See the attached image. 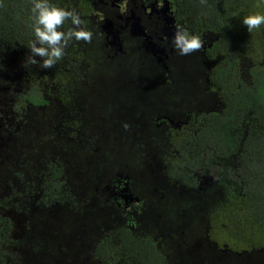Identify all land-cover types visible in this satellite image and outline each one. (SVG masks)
<instances>
[{
    "label": "trees",
    "instance_id": "16d2710c",
    "mask_svg": "<svg viewBox=\"0 0 264 264\" xmlns=\"http://www.w3.org/2000/svg\"><path fill=\"white\" fill-rule=\"evenodd\" d=\"M166 1L196 36L216 39L211 71L204 63L192 68L194 76L203 82L200 73H210L208 85L218 96L225 88L254 94L247 118L233 116L241 109L238 100L230 114L198 116L188 135L203 144L202 155L194 157L201 162L189 168L190 156L181 153L167 175L176 206L158 204L155 189L164 182L155 180L160 174L145 157L147 147L130 137L131 128L156 112L142 117L133 92L173 85L197 89L199 81H190L174 62L168 79L169 73L143 68L144 61L108 58L96 35L95 0H49L79 13L93 36L91 43L73 39L54 68L41 69L28 62L35 39L33 0H0V264H166L158 242L140 236L134 223L154 219L152 225L177 226L166 227L174 237L183 223L201 222L198 210H219L211 196L216 202L242 195L254 203L255 196L264 200V28L250 33L245 27V35L236 28L255 0ZM71 27L68 20L60 30ZM242 61L255 63V90L244 80L232 82ZM151 171L156 178L148 180ZM127 175L147 200L132 212L111 192ZM187 205L190 210L183 211Z\"/></svg>",
    "mask_w": 264,
    "mask_h": 264
},
{
    "label": "flooded vegetation",
    "instance_id": "af4514ba",
    "mask_svg": "<svg viewBox=\"0 0 264 264\" xmlns=\"http://www.w3.org/2000/svg\"><path fill=\"white\" fill-rule=\"evenodd\" d=\"M94 4L98 12L94 18L96 35L98 34L104 42L108 58L112 57L119 62L123 59H128L126 62L144 61L143 68L161 71L163 76L164 73H169L168 79L172 78L169 63L173 62L177 63L176 65H179L186 74L191 75L192 82L199 81L197 75L194 76L193 67L202 69L205 63V68L211 71V65L208 63L213 58L216 39L207 35L199 36L204 42L202 50L191 55H179L172 45L176 26H182L191 35L195 33L178 19L172 5L167 4L166 0H95ZM94 23L90 26V30ZM184 57H187L185 61H183ZM243 62L240 64L241 69L238 70L239 75L232 77V82L239 84L240 80H244L246 84L252 85L251 89L255 90V63ZM207 75L205 78V74L200 73L203 82L199 81L197 89L173 85L158 90L139 87L136 93L133 92L142 117L146 116L147 111H156L155 116L150 120H142L136 127L131 128L130 137L132 141H140L147 147V156L146 149L144 151L145 157L152 159L153 163L151 162L150 167L153 165L160 174V177L156 178V174L151 171V178L147 179L156 178V181L161 179L164 182H157L158 187L155 189L159 205L165 206L170 203L177 205L174 201L177 200L173 191L174 185L171 186L167 181L169 179L167 175L174 171L178 163L177 156L181 153L188 154L189 168L194 170L195 164L201 162H196L194 157L202 155L203 144L200 141L197 143L195 140H190L188 135L198 123V116L204 117L211 114V111L212 113L218 111L221 116L230 114L233 103L238 100L241 109L235 110L233 116H238L240 119L247 118V104L254 94L249 96L248 89L244 91L241 88V92L237 93L225 88L221 89L218 96L211 90V85H208L210 73ZM173 82L175 84V81ZM115 91L120 89L114 90L111 97L114 96ZM216 103L219 107H215ZM205 121L204 118L203 122ZM129 159L132 164L131 154ZM130 180V175H127L124 181L118 179L111 192L116 202L119 204L123 202L126 211L132 212L145 206L147 200L142 197L143 192H140L136 185L131 184ZM257 199L259 201H256ZM209 200L219 205V210L211 213L198 210L199 213L195 216L198 217L197 221L201 220V222H196L192 226L183 223V232L181 231V234L176 232L178 235L174 233V237L167 234L166 227L170 229L171 226L174 230L175 228L178 230L177 226L164 223L152 225L156 222L154 219H150V222L146 221L143 225H140L141 221H137L134 223V230L140 236L151 237L158 242L157 247L161 250L166 264H255L258 259L264 263V243L257 245V242L253 248L238 249L237 247L240 240H243L241 226L264 230V200L255 196L254 203L245 195L235 202L228 201L225 197H220L216 202L217 198L213 196L209 197ZM210 201H207L208 205L211 204ZM186 208L188 209L183 211H188L191 207L187 205ZM227 209L230 212L231 228H233L231 235L227 237L236 239L231 245L218 240L213 234L215 216L219 211L223 214ZM206 216H209L210 220L204 219ZM204 221L207 222V226L203 225ZM152 226L158 227L159 231L153 230Z\"/></svg>",
    "mask_w": 264,
    "mask_h": 264
},
{
    "label": "clouds",
    "instance_id": "9594fccd",
    "mask_svg": "<svg viewBox=\"0 0 264 264\" xmlns=\"http://www.w3.org/2000/svg\"><path fill=\"white\" fill-rule=\"evenodd\" d=\"M207 0H201L206 5ZM35 39L30 45L31 55L28 62L39 65L41 69H52L57 61L65 55V49L71 41L92 42L93 34L82 25L84 21L75 10H65L51 4L49 0H33L31 9ZM71 20L73 27L67 32L61 31L66 21ZM243 24L251 33L264 24V15H249L243 18ZM172 45L179 55H191L204 48V42L199 36L191 35L180 25L172 38ZM36 57L43 58L41 63Z\"/></svg>",
    "mask_w": 264,
    "mask_h": 264
},
{
    "label": "rangeland",
    "instance_id": "374dc122",
    "mask_svg": "<svg viewBox=\"0 0 264 264\" xmlns=\"http://www.w3.org/2000/svg\"><path fill=\"white\" fill-rule=\"evenodd\" d=\"M258 1V2H257ZM255 6H259L258 8H253ZM252 6V8L248 9L246 16L249 15H264V0H255V4ZM246 26L243 24V18L239 20L238 25L236 26L237 30L241 33V35H245L244 28ZM260 29L264 28V24H262ZM258 29V28H257ZM21 171H26L25 169H22ZM27 174V173H26ZM151 176V174H149ZM214 213V212H213ZM231 220H230V212L229 210H225L222 214L221 211H219L218 215L215 216V226L213 228V234L215 237L220 240L224 241L228 244H233L236 242V239L227 237L231 235V232L233 228H231ZM241 231L243 235V240H240V242L237 244L238 249H246V248H253L255 247V244H262L264 243L261 240H264V230L262 228L255 229L253 227L249 226H241ZM86 257V256H84ZM90 261L92 262V259L90 258Z\"/></svg>",
    "mask_w": 264,
    "mask_h": 264
},
{
    "label": "water",
    "instance_id": "95a60500",
    "mask_svg": "<svg viewBox=\"0 0 264 264\" xmlns=\"http://www.w3.org/2000/svg\"><path fill=\"white\" fill-rule=\"evenodd\" d=\"M167 4H169V3L167 2Z\"/></svg>",
    "mask_w": 264,
    "mask_h": 264
}]
</instances>
